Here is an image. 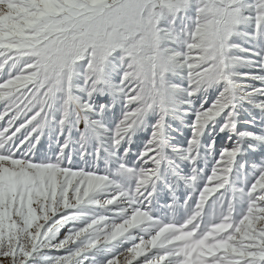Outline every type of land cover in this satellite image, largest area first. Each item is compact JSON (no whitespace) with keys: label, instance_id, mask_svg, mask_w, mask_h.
I'll list each match as a JSON object with an SVG mask.
<instances>
[{"label":"snow or ice","instance_id":"snow-or-ice-1","mask_svg":"<svg viewBox=\"0 0 264 264\" xmlns=\"http://www.w3.org/2000/svg\"><path fill=\"white\" fill-rule=\"evenodd\" d=\"M0 264H264V0H0Z\"/></svg>","mask_w":264,"mask_h":264}]
</instances>
